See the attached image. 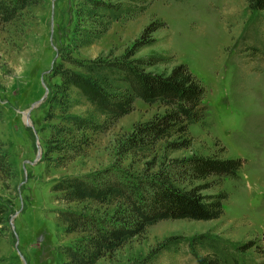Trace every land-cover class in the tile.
<instances>
[{
  "label": "rangeland",
  "instance_id": "374dc122",
  "mask_svg": "<svg viewBox=\"0 0 264 264\" xmlns=\"http://www.w3.org/2000/svg\"><path fill=\"white\" fill-rule=\"evenodd\" d=\"M34 1L10 21L0 19V138L16 171L14 177L0 171V213L5 210L0 264H62L67 259L63 247L83 233L65 232L59 210L109 216L125 206L123 201H64L54 189L64 177L117 168L128 177L148 179L193 155L245 159L239 179L177 180L187 188L207 184L206 194L225 191L224 214L207 221L161 220L96 264H129L149 255L153 264H198L185 242L176 252L159 246L170 236L188 239L202 232L239 245L253 242L248 253L264 264V9L250 8L248 0H149L141 10L113 21L93 43L80 46L73 34L78 0ZM150 24L158 28L146 38L156 44L133 57L167 54L170 61L152 70L185 63L206 89L204 102L211 110L189 126L190 144L174 149L169 144L180 138L173 136L144 152H124L121 144L135 126L166 110L140 98L118 118L105 121L100 115L97 132L62 134L59 130L70 127L66 115L88 116L92 105L73 88L66 112L59 103L65 95L57 71H79L76 60L125 59Z\"/></svg>",
  "mask_w": 264,
  "mask_h": 264
},
{
  "label": "trees",
  "instance_id": "16d2710c",
  "mask_svg": "<svg viewBox=\"0 0 264 264\" xmlns=\"http://www.w3.org/2000/svg\"><path fill=\"white\" fill-rule=\"evenodd\" d=\"M148 1L78 0L74 10V38L80 40V46L91 44L107 32L113 21L141 10ZM248 1L250 8L264 9V0ZM34 4V0H0V19L10 21ZM157 28L156 24L148 25L125 59L76 60L79 71L70 68L57 71L62 78L59 90L65 95L59 103L66 105V112L71 105L69 92L73 88L92 105L88 116L66 115L70 127L59 130L62 134L73 130L97 132L102 127L98 120L100 115L105 116V121L118 118L129 113L133 102L140 98L150 104L159 102L166 110L137 124L121 144L124 152H144L160 140L173 136L180 138L169 144L174 149L190 144L189 126L200 122L211 110L204 102V85L185 63L176 64L170 70H152L170 61V56L162 52L133 57L137 50L156 44L153 37H146ZM3 118L0 105V122ZM244 161L243 158L193 155L180 159L172 171L154 174L148 179L128 177L117 168L64 177L54 186L64 201L93 200L101 205L123 201L125 206L109 216L59 210L58 217L65 225V232L83 233L73 245L63 247L67 259L62 264H96L105 254L161 220L220 218L228 198L225 191L206 194L203 192L210 187L207 184H193L187 188L178 185L177 180L183 177L193 183L211 176L239 179ZM0 171L7 176H16L9 147L1 138ZM4 212L2 210L0 215ZM2 222L0 218V231ZM184 242L198 264H256L253 253H248L253 242L234 244L212 232H202L188 239L170 236L159 248L176 252ZM150 257L129 264H153Z\"/></svg>",
  "mask_w": 264,
  "mask_h": 264
},
{
  "label": "water",
  "instance_id": "95a60500",
  "mask_svg": "<svg viewBox=\"0 0 264 264\" xmlns=\"http://www.w3.org/2000/svg\"><path fill=\"white\" fill-rule=\"evenodd\" d=\"M41 101H42V99H41V100H39V101H37L36 103H34L32 107H34L36 104L40 103ZM26 117H27V120H28V119H29V111H28V112H26ZM40 154H41V152H40V153H38V156H40Z\"/></svg>",
  "mask_w": 264,
  "mask_h": 264
}]
</instances>
